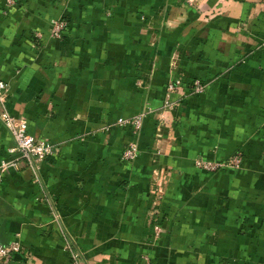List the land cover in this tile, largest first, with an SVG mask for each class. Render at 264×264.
I'll list each match as a JSON object with an SVG mask.
<instances>
[{
	"label": "crops",
	"instance_id": "crops-1",
	"mask_svg": "<svg viewBox=\"0 0 264 264\" xmlns=\"http://www.w3.org/2000/svg\"><path fill=\"white\" fill-rule=\"evenodd\" d=\"M187 1L0 0L5 108L58 148L4 174L0 244L24 260L0 264H264V0ZM176 77L207 86L165 106ZM145 110L136 137L117 124ZM13 145L0 121V160Z\"/></svg>",
	"mask_w": 264,
	"mask_h": 264
},
{
	"label": "built area",
	"instance_id": "built-area-1",
	"mask_svg": "<svg viewBox=\"0 0 264 264\" xmlns=\"http://www.w3.org/2000/svg\"><path fill=\"white\" fill-rule=\"evenodd\" d=\"M5 9L13 8L18 0H2ZM67 20L65 18L53 19L50 24L51 36L61 38L67 28ZM40 34H33L31 45H35V41L39 39ZM187 88L191 93H202L206 88V84L199 79H193L187 84L184 81L176 79L169 81L165 86L164 105H171V96L177 88ZM6 92L7 85L0 80V121L11 136L14 145L9 149L11 157L0 160V183L4 174L10 169H17L20 166V161L25 160L28 165L35 170L38 162L46 157L55 154L58 148L55 143L48 139L36 138L28 132V124L24 119L12 115L6 108ZM145 113L140 112L134 116L119 118L117 124L121 126H129L133 137L139 133ZM138 155V145L135 139L129 141L122 151V159L126 162L134 160ZM242 153L236 152L222 162L209 159H196L194 164L209 173L218 172L226 168H239L242 163ZM161 195V190L158 191L157 197ZM157 213L156 209L151 211V214ZM154 220V218H153ZM154 235L157 236L161 232V226L156 222L152 223ZM22 245L18 239L11 240L8 243L0 244V262H8L12 259L14 253H20ZM77 258V256H75ZM77 260V259H76ZM73 264H78L76 261Z\"/></svg>",
	"mask_w": 264,
	"mask_h": 264
},
{
	"label": "rangeland",
	"instance_id": "rangeland-1",
	"mask_svg": "<svg viewBox=\"0 0 264 264\" xmlns=\"http://www.w3.org/2000/svg\"><path fill=\"white\" fill-rule=\"evenodd\" d=\"M186 3H187L188 5H193V4H194L193 1H191V0H188ZM176 79H179V80H181V81H184L183 78H181V77H176V78H173V79H171V80H168L167 83H168L169 81H174V80H176ZM193 79H199V80H201L203 83H205L206 86H207V82H206V81H204V80H202V79H200V78H193ZM193 79H191V80H193ZM191 80H190V81H191ZM167 83H166V84H167ZM164 95H165V88H164ZM163 101H164V99H163ZM165 106H166V105H165ZM142 112H144L145 115H146V110H145V111H142ZM141 127H142V126H141Z\"/></svg>",
	"mask_w": 264,
	"mask_h": 264
},
{
	"label": "water",
	"instance_id": "water-1",
	"mask_svg": "<svg viewBox=\"0 0 264 264\" xmlns=\"http://www.w3.org/2000/svg\"><path fill=\"white\" fill-rule=\"evenodd\" d=\"M12 259L20 261V260H24V257L20 253H14L12 255Z\"/></svg>",
	"mask_w": 264,
	"mask_h": 264
}]
</instances>
